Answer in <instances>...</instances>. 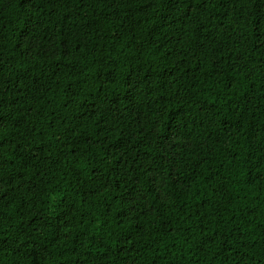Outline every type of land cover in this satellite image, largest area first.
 <instances>
[{
  "label": "trees",
  "instance_id": "trees-1",
  "mask_svg": "<svg viewBox=\"0 0 264 264\" xmlns=\"http://www.w3.org/2000/svg\"><path fill=\"white\" fill-rule=\"evenodd\" d=\"M0 264H264V0H0Z\"/></svg>",
  "mask_w": 264,
  "mask_h": 264
}]
</instances>
